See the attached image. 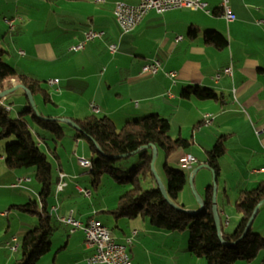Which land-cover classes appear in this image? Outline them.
Masks as SVG:
<instances>
[{
    "label": "crops",
    "instance_id": "0c3cea01",
    "mask_svg": "<svg viewBox=\"0 0 264 264\" xmlns=\"http://www.w3.org/2000/svg\"><path fill=\"white\" fill-rule=\"evenodd\" d=\"M9 1L18 6L20 3L16 2L22 0H6L8 7L12 4ZM49 1L61 7H54L50 22L37 29L39 37L36 40L27 39L31 25L42 23L31 14L24 18L18 10L12 12V6L2 9L10 10V16L3 19H13L15 30L11 31L5 21L7 34H2L0 27L1 47L10 51L13 43L18 58L13 60H16L14 65H9L47 84L44 87L53 102L43 101V108L48 111L44 118L82 119L94 114L91 105L95 104L100 109L96 115L108 117L118 129L128 121L159 114L171 122L172 137L181 136L193 141L190 149L179 151L174 162L179 163L185 154L198 159L189 171L193 178L191 186L201 203H204L207 187L212 184V175L206 168H201L195 175L194 172L207 164L206 151L225 135L227 153L219 162L217 207L222 233H233L241 218L235 206L240 192L251 190L264 181V0H230V7L237 17L234 22H227L223 17L221 0H203L209 5L210 15L189 9L164 13L152 10L129 33H123L117 23L114 6L118 1L136 5L140 0H107L104 4H95L91 0ZM35 5L38 3H32L33 9H36ZM90 29L104 31L105 37L89 42L82 51L71 52L70 47ZM191 29L199 31L195 39L189 37ZM207 31L224 35L229 40L228 47L219 51L208 45L203 36ZM179 36L183 40L177 43ZM111 43L117 44L115 53L109 51ZM154 59L161 62L159 72L150 76L142 74L143 66ZM227 67L233 68V75H223L217 81V73ZM169 72H175L176 76L171 78ZM54 79L59 80L58 84H48ZM188 86L212 88L222 95L223 101L185 99L182 91ZM20 103L26 106L23 101ZM208 114L214 116V122L206 127L202 123ZM34 132L39 133L35 129ZM40 140L58 163L53 195L48 199L47 208L60 227L55 229L60 232L59 240L63 244L56 250L52 243L53 259L49 255L46 259L49 261L43 258L39 263L88 264L87 258L94 249L86 243L84 233H71L69 227L57 220V215L68 217L72 214L84 223L91 218L102 222L100 218L104 217L106 222L115 225L117 233L112 235L119 243L124 244L132 237L128 252L133 264H185L186 260L189 264H207L190 253L187 256L185 235L156 229L148 219L140 216L131 220L117 219L112 211L119 198L111 204L106 200L98 205L88 202L93 192L88 186L81 185L76 174L67 172L61 161V157L65 153L70 155V151L76 154L81 151L86 157L85 139L76 138V133H66L61 142L42 140L41 137ZM59 170L68 176L67 187L56 195ZM35 173V170H9L5 165L0 166V264L13 262L17 255L10 251L7 243L13 237L20 241L18 234L9 235L13 223L8 221L7 225L6 220L13 216L23 233L38 224L37 220L16 213L20 212L16 209L11 211L13 205L30 201L40 203L41 187L33 185ZM20 178L31 181L13 187ZM163 183L167 187L164 180ZM80 189L90 190L91 195L85 196ZM184 191L182 201L180 198L183 207L197 210L200 203L191 196V187L186 185ZM55 206H58L57 212H53ZM257 221V231L263 235L264 204L254 225ZM134 231L137 232L135 235ZM61 254H68L69 261H64Z\"/></svg>",
    "mask_w": 264,
    "mask_h": 264
},
{
    "label": "trees",
    "instance_id": "16d2710c",
    "mask_svg": "<svg viewBox=\"0 0 264 264\" xmlns=\"http://www.w3.org/2000/svg\"><path fill=\"white\" fill-rule=\"evenodd\" d=\"M199 31L191 29L189 37L195 39ZM208 45L222 51L229 45V40L217 31H207L203 34ZM1 39V34H0ZM112 44V43H111ZM9 52L0 45V95L16 85H23L36 96H41L45 103H52L50 94L44 83L29 76L19 68H15L4 61ZM13 80L15 83H13ZM16 84V85H15ZM26 96V109L17 117L12 116L0 102V141L10 140L5 146L4 161L9 170L22 168H35V180L41 187L40 203L30 201L24 205H13L11 209L30 213L38 218V224L28 229L19 241V256L14 264H38L40 260L51 252V238L55 231L53 217L47 208L49 197L53 195L54 170L48 155L41 150L36 136L44 139L40 133H35L31 125L33 122L39 129L51 134L55 142H61L65 130L61 122L44 119L34 112L28 94ZM185 99L223 101L222 95L212 88L202 86H188L182 91ZM6 104V102H5ZM25 115H30V121ZM81 131L76 132V138L85 139L93 153V167L89 171L93 186L98 188L104 176H108L116 184L125 187L119 197L117 207L112 214L118 219L125 217L135 219L142 217L148 219L156 229L166 232H190L188 242L189 253L197 258L204 259L207 264H235L238 261L252 262L261 252L264 253V237L253 232L242 239L248 223L256 207L264 201V181L251 190H242L236 200L235 206L241 218L236 230L231 233H222V239L217 229L214 214V187L209 185L204 199V208L201 212L190 214L178 210L165 199L152 171L153 148L165 153V165L168 185L167 192L170 200L183 207L180 196L184 191L188 178L182 170L169 166L170 157L179 151L188 150L193 146L191 139L181 136H171V122L159 114H150L142 118L126 122L122 128L117 129L108 117L96 114L74 119ZM98 145V146H97ZM138 151L140 163L126 170L120 166L121 162L133 156ZM227 153L226 136H220L211 150L206 151V163L214 171L217 180L221 173L220 159ZM127 155L125 158H117ZM151 180L154 188L145 190L143 181ZM42 204V207H41ZM184 208V207H183ZM239 241L237 244H233ZM226 243H231L227 245ZM260 264H264V257Z\"/></svg>",
    "mask_w": 264,
    "mask_h": 264
},
{
    "label": "built area",
    "instance_id": "2783aa9c",
    "mask_svg": "<svg viewBox=\"0 0 264 264\" xmlns=\"http://www.w3.org/2000/svg\"><path fill=\"white\" fill-rule=\"evenodd\" d=\"M95 4H104L107 0H91ZM221 8L223 17L227 22H234L237 17L230 7V0H221ZM174 9H189L193 11H203L206 14H211L209 5L203 0H140L136 5L128 4L126 2L118 1L114 6V16L119 24L123 33H129L135 29V27L143 20L148 12L154 10L157 13H164L169 10ZM9 29L14 31L16 28L15 21L13 19L5 20ZM105 32L101 30L90 29L84 32L83 38L75 45L70 47L71 52H79L86 48L87 44L91 41L98 39H103L105 37ZM183 40V37L179 36L176 42ZM117 50V44L112 43L109 45V51L115 53ZM23 54V52H21ZM161 69V62L158 59H154L143 66L142 74L144 75H156ZM223 75H233V68L227 67L217 73L215 79L218 81ZM168 76L174 78L176 76L175 72H169ZM59 80H49L48 84L55 85L58 84ZM7 97H4L0 101L3 102L9 110L10 106L6 105L5 102ZM91 110L94 114H98L100 109L97 105L92 104ZM214 122L213 115H206L203 120V126L209 127ZM80 165L91 170L93 165L88 164V159H79ZM198 163L196 157L188 156L180 160V165L187 167V169L192 170L193 167ZM67 175H63V172L59 170L58 172V183L56 186V195L63 191L67 187ZM30 178H20L13 187H20L24 182H30ZM81 193L89 197L91 191L87 189H80ZM58 206L53 208V212H57ZM57 220L61 224L69 227L71 233L82 231L85 235L86 243L92 247L94 250L93 254L87 258L88 264H133L130 254L128 252V246L133 243V239L128 238L126 243L122 244L116 241L115 237L112 235L109 228H107L102 222L96 218H91L87 222H82L77 220L71 214L68 217H63L57 215ZM137 232L134 231V235ZM8 248L12 253H16L19 249V240L17 237H13L9 243H7Z\"/></svg>",
    "mask_w": 264,
    "mask_h": 264
},
{
    "label": "rangeland",
    "instance_id": "374dc122",
    "mask_svg": "<svg viewBox=\"0 0 264 264\" xmlns=\"http://www.w3.org/2000/svg\"><path fill=\"white\" fill-rule=\"evenodd\" d=\"M6 3H7L6 0H0V8H1L0 9V27H1V30H2V34H5V33L7 34V28H6L7 26H5L3 24L4 21H5L3 18L5 16H10V10L4 11L2 9H10L9 8L10 6H12V10H11L12 12H13V10H18L19 13H21L24 18H27L29 16V14H31L32 17L36 21L38 20L40 23H42L40 25H37V24L31 25V28H30L31 32H30V34L28 35V38H27L29 41H32V40L34 41V40L37 39V37H39L37 29L42 27L43 23L45 24L47 22H50L51 18L53 17V14L51 12L54 9V7H57L58 9H60V7H61L58 3H57L58 5H57L56 3H52V1H49V0H37V1H34V0H22L21 2H16V3H20L18 6H15V4H13L14 1H9L8 3H12L9 7L6 5ZM32 3H38V5H35L36 9L32 8ZM33 12H36V13L33 15ZM5 23H6V21H5ZM16 37H18V36H16ZM11 39H13V38L11 37ZM9 48H10V51L8 50L9 54L4 57V61L7 64L14 65L16 60L15 61H13V60L14 59H18V58H17V56H15V48H14L13 43H12L11 47H9ZM44 86H47V84L44 83ZM21 101H23L26 104V96L24 95L22 90H17V91H15V92H13V93H11V94H9L7 96V104L6 105H8V106H10L12 108V113H11L12 116L17 117V115L19 113H22L23 111H25L26 106L25 105L21 106V103H20ZM43 101H44L43 98L38 96L36 98L35 102H36V105H37L38 113L42 117H46L44 115L48 111H47V109L43 108V105H44ZM47 107H48V109H53L51 106H47ZM25 116L27 117V119L29 121L31 120L30 119V115H25ZM52 118H54V117H52ZM61 124H62L61 126L64 128V130L66 131L67 134L76 133L75 130L72 127H70L69 125L63 124V123H61ZM31 125H32L33 129H35V131L39 132L44 138H48L49 141L53 140L50 133L39 129L36 125L33 124V122H31ZM120 128H118V129H120ZM191 132H192V127L189 130V134L190 135H191ZM177 137L178 136H176L174 138H177ZM36 140L38 142H40L39 146H40L41 150L44 151L48 155L50 162L53 164L54 176L56 177L55 169H56V167L58 165L56 159L54 158L52 153L47 150L46 145L41 142V140H40V138L38 136H36ZM12 141H13L12 139L0 141V157L4 156V150H5L6 144L9 143V142H12ZM52 142H54V141H52ZM84 143H85L86 149L88 151V153L86 154V157L82 156V152L81 151L79 153L77 152V154L74 153V151L73 152L70 151V155L65 153L61 157L62 165H63L64 169L67 172L69 171V172L74 173V174H76L78 176V178L81 180L80 182L82 183L81 184L82 186H88L91 189V191L93 192V196H92V198L90 200H88V202L90 201V204L93 203L94 205H98V204H100V202H102L104 200H106V202L111 204V203L114 202V200H116V198L120 197V194H122L121 190L122 191L125 190V187L122 186V185L116 184V182H114V180L112 178L108 177V176H104V178L102 180V183H101V185L98 188H95L93 186V183H92L93 179H92L91 175L89 174L90 170L83 168L80 165L79 159L86 158V159L92 160L93 158L98 157V155H97V153H92V151L90 150V147H89V143L87 141H84ZM52 149H54V146L52 147ZM178 155H179V152L174 153L170 157L169 166L171 168H173V169L182 170L183 172L186 173L187 178H188V182H187L188 184L187 185H188V187H191V196L194 197L195 200L198 203V200H197V197H196V190L193 189L192 186H191V182H190L191 174H190V171L186 170V169H183L181 167V165H180V161H179V163H178V161H176V163L174 162V159H176V157ZM201 157H202V155H201ZM201 157H200V159H202ZM165 161H166L165 160V153L163 151H159L158 150V157H157V160H156V163H155V169L158 172V174L160 175V177L168 185V180H167L166 172H165V169H164ZM139 163H140V157H139L138 154H136V155H133L130 158L122 161L120 166L123 167L126 170H129V169L137 166ZM2 165H5L4 159L3 160L0 159V166H2ZM74 168H75L76 171H73ZM23 169L35 170L34 167L23 168ZM211 175H212V183H213V173H212V171H211ZM16 183H17V181H16ZM142 184H143V188L145 190L154 188V186H155L152 183L151 180H145V181H143ZM33 185H35V186L38 185V183L36 182L35 179H34ZM184 192L185 191H183L181 196H180L181 201H182ZM181 204H182V202H181ZM197 210H195V211H197ZM11 211L13 213V209H11ZM16 213H18L19 215H26L27 217L38 221V218L36 216L30 214V213H24V212H16ZM100 219L102 220V223L104 225H106L107 228H109L112 231L111 233H113V232L117 233L114 224L106 222L105 221L106 219L104 217H101ZM14 220H15V218L13 216H10V218L6 220V224L7 225H8V221L9 222L11 221L13 223L9 235L18 234L20 236V239H22L24 233L20 232V224H19V222H17V220H15V221ZM53 224H54V226L56 228H60L59 225L56 223L55 218H53ZM257 224H258V221L255 223V225L253 224V232L254 233H258V231H257V226L258 225ZM56 231H57V229H55V231L53 233V236L51 238V241H52V243L54 244V247H56V250H57V246L58 247L62 246L63 243H61V241L59 240V234L58 233H60V232L58 231V233H57ZM178 233H179V235H185L187 237V245L184 248L186 250L187 256H190L189 255V245H188V242H189V239H190V232L188 230H186V231L178 232ZM258 234H260V233H258ZM262 236L264 237V234ZM49 255H51V257L53 259L54 255H55V249L52 250L51 252H49L48 254H46L45 256H43L45 261H49V260H46V259H49V257H50ZM68 256H69L68 254L65 255V256L63 254H61L60 257H64L63 258L64 261L68 262L69 261V257ZM18 257L19 256H17V258ZM263 257H264V253L261 252L259 254V256L255 260H253L250 263L245 262V264H260ZM193 259H197V258H193ZM15 260H16V258L12 259V261H13L12 263L13 264H14ZM203 262L207 263L205 260H203ZM39 264H41V263H39ZM185 264H189V260H186Z\"/></svg>",
    "mask_w": 264,
    "mask_h": 264
},
{
    "label": "water",
    "instance_id": "95a60500",
    "mask_svg": "<svg viewBox=\"0 0 264 264\" xmlns=\"http://www.w3.org/2000/svg\"><path fill=\"white\" fill-rule=\"evenodd\" d=\"M20 89H23V90H25V91L27 92L28 97H29V100H30V104H31V106H32V108H33V110H34V112L37 113V114H39V113H38V110H37V105H36V102H35V99H34L33 94H31V93L26 89V87H24L23 85H16V86H14L12 89L5 91L4 93H2V94L0 95V100L3 99L4 97H7L9 94H11V93H13V92H15V91H17V90H20ZM44 119L48 120V118H44ZM49 120H53V121H57V122H63V123H66L67 125H69V126L72 127L73 129H75V130H77V131H81L79 125H78L76 122L72 121V120H63V119H55V118H51V119H49ZM97 146H98V145H97ZM151 147L153 148V160H152V163H151L152 171H153V173H154V176H155V178H156V180H157V182H158V186H159L160 190L162 191V193H163L165 199L168 200V201H169L174 207H176V208H177L178 210H180V211H183V212H186V213H190V214H196V213H198V212H201V211L203 210V208H204V203H201V202H200L197 193H196V197H197L198 202L200 203V207H199V209H198L197 211H191V210H188V211H187L185 208H183V207H179L178 205H176L175 203H173V202L170 200L169 195H168V192H167V187L165 186V184L163 183L162 178L160 177V175L158 174V172H157L156 169H155V163H156V160H157V157H158V148H157L156 146H147L146 149H149V148H151ZM137 153H138V151H137V152H134L133 155H136ZM125 157H127V155L119 156V157H117V158H125ZM201 168H206V169H209L210 171H212L208 164H203V165H201L200 167H198V168L195 170L194 175H195V174H196ZM212 173H213V183H212V185H213V187H214V199H213V202H214V214H215V220H216L217 229H218L219 234H220V237H221V239H222V225H221V220H220V217H219L218 207H217V177L215 176L214 171H212ZM192 181H193V178L191 177V178H190V182H192ZM263 204H264V201H262V202L256 207V209H255V211H254V214H253V216L251 217V219H250V221H249V223H248V226H247V228H246V231H245L244 235L242 236V239H243V238L249 233V231L251 230V228H252V226H253V224H254V222H255V219H256V217H257L259 211H260V208H261V206H262ZM238 242H239V241H237V242H235V243H233V244H237ZM226 244H227V245H231V243H226Z\"/></svg>",
    "mask_w": 264,
    "mask_h": 264
},
{
    "label": "bare ground",
    "instance_id": "6f19581e",
    "mask_svg": "<svg viewBox=\"0 0 264 264\" xmlns=\"http://www.w3.org/2000/svg\"><path fill=\"white\" fill-rule=\"evenodd\" d=\"M13 83H15L14 80H13ZM0 102H1V101H0ZM1 103H2V105L6 108L7 111H10V110L7 108V106H5V105L3 104V102H1ZM188 156H192V155H191V154H185L182 158H184V157H188ZM182 158H181V159H182ZM181 159H180V160H181ZM88 164H89V165H93V164H92V161L89 160V159H88ZM181 167H182L183 169L189 170V169H187V167H185V166H183V165H181ZM63 175H66V174L63 172Z\"/></svg>",
    "mask_w": 264,
    "mask_h": 264
}]
</instances>
